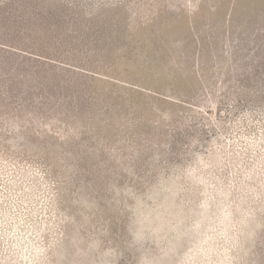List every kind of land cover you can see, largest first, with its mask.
<instances>
[{
    "label": "rangeland",
    "instance_id": "1",
    "mask_svg": "<svg viewBox=\"0 0 264 264\" xmlns=\"http://www.w3.org/2000/svg\"><path fill=\"white\" fill-rule=\"evenodd\" d=\"M0 264H264V0H0Z\"/></svg>",
    "mask_w": 264,
    "mask_h": 264
},
{
    "label": "trees",
    "instance_id": "2",
    "mask_svg": "<svg viewBox=\"0 0 264 264\" xmlns=\"http://www.w3.org/2000/svg\"><path fill=\"white\" fill-rule=\"evenodd\" d=\"M9 47H11V46H9Z\"/></svg>",
    "mask_w": 264,
    "mask_h": 264
}]
</instances>
